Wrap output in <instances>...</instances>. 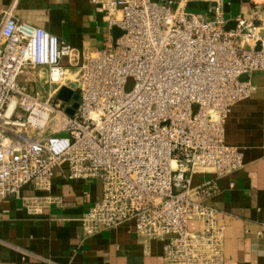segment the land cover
<instances>
[{"label": "built area", "instance_id": "1", "mask_svg": "<svg viewBox=\"0 0 264 264\" xmlns=\"http://www.w3.org/2000/svg\"><path fill=\"white\" fill-rule=\"evenodd\" d=\"M92 2L125 30L113 45L81 52L45 28L1 21L0 201L28 184L48 189L65 164L68 179L103 185L82 216L87 235L132 221L140 238L163 241L165 264H226L225 227L203 199L244 165L225 122L264 70V23L239 18L227 30L186 0ZM28 65L48 68V97L21 82ZM62 86L79 93L73 114Z\"/></svg>", "mask_w": 264, "mask_h": 264}, {"label": "crops", "instance_id": "2", "mask_svg": "<svg viewBox=\"0 0 264 264\" xmlns=\"http://www.w3.org/2000/svg\"><path fill=\"white\" fill-rule=\"evenodd\" d=\"M186 7L221 18L227 30L239 18L264 23V0H186ZM6 15L45 28L81 52L114 44L113 27L92 0H0V26ZM249 79L255 92L237 102L225 122L226 142L242 150L244 165L218 179L219 192L203 199L225 227L226 264H264V70ZM20 80L43 98V85H50L46 97L56 89L45 66L28 65ZM68 171L58 166L48 189L28 184L0 201V264H165L163 241L140 238L132 221L87 235L82 216L101 199L103 185L98 178L68 179ZM213 176L196 174L193 186Z\"/></svg>", "mask_w": 264, "mask_h": 264}, {"label": "water", "instance_id": "3", "mask_svg": "<svg viewBox=\"0 0 264 264\" xmlns=\"http://www.w3.org/2000/svg\"><path fill=\"white\" fill-rule=\"evenodd\" d=\"M112 30H113L114 42H116L117 39L120 38L125 33V30L120 29L117 26H114L112 28ZM241 78L242 79H247L246 76H242ZM57 97L60 98V99H62L65 102H70L71 100H73V106L72 107H69L67 109V111L70 114H73L75 112V109L78 108V106H79V103H78L79 93L78 92H75L72 88H70L68 86H62L60 88V90L58 91V93H57Z\"/></svg>", "mask_w": 264, "mask_h": 264}, {"label": "rangeland", "instance_id": "4", "mask_svg": "<svg viewBox=\"0 0 264 264\" xmlns=\"http://www.w3.org/2000/svg\"><path fill=\"white\" fill-rule=\"evenodd\" d=\"M75 69L74 68H71L70 69V71H74ZM53 87H55L56 85H52ZM132 86V83L130 82L129 84H128V89L130 88ZM50 89V85H43L42 87H41V91H42V93H44V98H46V94H47V90H49ZM31 92L33 93L34 92V89L33 90H31Z\"/></svg>", "mask_w": 264, "mask_h": 264}]
</instances>
